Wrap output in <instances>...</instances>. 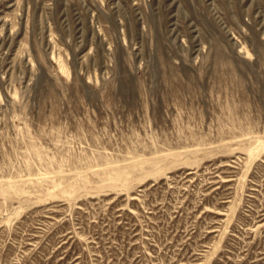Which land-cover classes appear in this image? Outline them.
I'll return each mask as SVG.
<instances>
[{"label":"rangeland","instance_id":"1","mask_svg":"<svg viewBox=\"0 0 264 264\" xmlns=\"http://www.w3.org/2000/svg\"><path fill=\"white\" fill-rule=\"evenodd\" d=\"M0 264H264V0H0Z\"/></svg>","mask_w":264,"mask_h":264}]
</instances>
